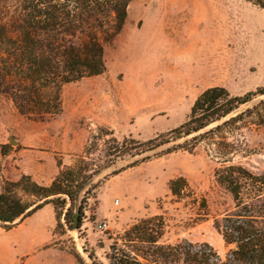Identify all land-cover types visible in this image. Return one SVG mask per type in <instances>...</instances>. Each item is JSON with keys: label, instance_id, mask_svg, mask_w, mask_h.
I'll return each mask as SVG.
<instances>
[{"label": "rangeland", "instance_id": "rangeland-1", "mask_svg": "<svg viewBox=\"0 0 264 264\" xmlns=\"http://www.w3.org/2000/svg\"><path fill=\"white\" fill-rule=\"evenodd\" d=\"M104 60L103 74L63 87L62 111L48 121L20 116L0 95V186L22 174L48 186L58 173L57 161L73 165L98 127L112 130L119 141H146L185 122L193 101L209 87L242 96L264 86V10L256 0H134L121 31L105 44ZM243 135L252 154L235 161L264 173V125ZM127 163L94 176L63 208L48 205L25 227H0L1 240L13 248L45 223L42 244L18 264H108L110 238L157 214L166 220V242H206L224 255L212 219L232 209L233 201L215 182L218 164L202 146L194 154L151 157L111 175ZM177 176L205 198V218L171 197L167 183ZM100 222L107 224L104 230L97 228Z\"/></svg>", "mask_w": 264, "mask_h": 264}, {"label": "trees", "instance_id": "trees-1", "mask_svg": "<svg viewBox=\"0 0 264 264\" xmlns=\"http://www.w3.org/2000/svg\"><path fill=\"white\" fill-rule=\"evenodd\" d=\"M13 1L8 5L0 0V95L20 116L48 121L62 111L64 86L105 72L104 46L121 31L134 0ZM256 4L264 10V0ZM261 96L264 86L242 96L209 87L193 101L185 122L146 141H119L112 130L98 127L73 165L62 167L57 161L58 173L48 186L25 174L17 181H2L0 227L9 231L45 205L55 211L63 208L66 198L74 201L90 179L120 162L128 161L111 175L151 157L194 154L202 146L218 164L215 182L233 201L232 209L212 219L224 255L206 242H166V220L157 214L135 220L110 238L108 264H264V173H253L235 161L252 154L243 132L264 125ZM167 189L175 202L185 200L197 217L208 215L205 198L185 177L170 179Z\"/></svg>", "mask_w": 264, "mask_h": 264}, {"label": "crops", "instance_id": "crops-1", "mask_svg": "<svg viewBox=\"0 0 264 264\" xmlns=\"http://www.w3.org/2000/svg\"><path fill=\"white\" fill-rule=\"evenodd\" d=\"M47 206L48 205L43 206L17 226L23 225L25 227L26 223L30 222L32 219H38V215L43 211V209H46ZM44 224L45 223H39L38 227L29 231V233L24 234L23 236L25 237L18 238L15 241L13 248L8 246L4 240H1L2 236L5 234H0V264H18V261L23 256L30 253L35 248H39L42 244L41 232Z\"/></svg>", "mask_w": 264, "mask_h": 264}, {"label": "built area", "instance_id": "built-area-1", "mask_svg": "<svg viewBox=\"0 0 264 264\" xmlns=\"http://www.w3.org/2000/svg\"><path fill=\"white\" fill-rule=\"evenodd\" d=\"M106 223L105 222H100L98 225H97V228L99 230H104L106 228Z\"/></svg>", "mask_w": 264, "mask_h": 264}, {"label": "water", "instance_id": "water-1", "mask_svg": "<svg viewBox=\"0 0 264 264\" xmlns=\"http://www.w3.org/2000/svg\"><path fill=\"white\" fill-rule=\"evenodd\" d=\"M73 229H77V219L74 220Z\"/></svg>", "mask_w": 264, "mask_h": 264}]
</instances>
